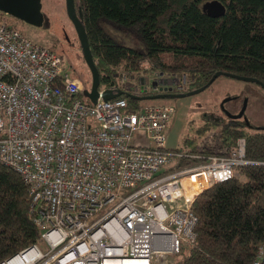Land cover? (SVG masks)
Here are the masks:
<instances>
[{"label":"built area","instance_id":"obj_1","mask_svg":"<svg viewBox=\"0 0 264 264\" xmlns=\"http://www.w3.org/2000/svg\"><path fill=\"white\" fill-rule=\"evenodd\" d=\"M127 81L123 73L117 88ZM186 82V75L152 73L131 90L162 94ZM83 91L59 53L0 22V163L30 186L45 244L2 264L28 255L25 264H165L197 238L196 199L255 163L246 140L228 155L176 167L174 157L185 154L168 148L175 106L127 111L124 98L92 103ZM263 254L264 246L254 264Z\"/></svg>","mask_w":264,"mask_h":264},{"label":"trees","instance_id":"obj_2","mask_svg":"<svg viewBox=\"0 0 264 264\" xmlns=\"http://www.w3.org/2000/svg\"><path fill=\"white\" fill-rule=\"evenodd\" d=\"M207 1L77 0L100 72V88L122 90L119 98L128 101L127 111H136L142 100L150 99L133 95L155 94H134L131 88L152 73L186 75L187 82L177 93L207 85L219 71L264 84V0H219L226 7L220 18L203 11ZM3 15L0 12V22L18 30ZM48 48L55 51L54 46ZM124 72L126 89L117 88ZM233 120L205 122L199 129L202 136L217 128L212 139L185 152L176 167L228 155L240 138L246 140L247 159L255 163L236 167L234 177L196 199L197 238L173 255V264H254L264 246V166L256 163L264 162V127L249 130ZM31 203L30 186L0 163V264L42 242Z\"/></svg>","mask_w":264,"mask_h":264},{"label":"rangeland","instance_id":"obj_3","mask_svg":"<svg viewBox=\"0 0 264 264\" xmlns=\"http://www.w3.org/2000/svg\"><path fill=\"white\" fill-rule=\"evenodd\" d=\"M42 2H44L43 13L46 19L42 27L27 24L5 13L3 16L34 42L46 47L54 46L53 43H56L57 45L54 46L55 51L65 56L60 46V44H63L68 51L65 56L68 60V62H64L65 67L69 70L70 65H72L76 69L77 74H71L79 80L82 89L91 88V73L83 59L78 34L68 16L65 0H42ZM129 42L127 41V43ZM229 101L233 103H229ZM141 103L171 104L175 106L176 114L168 123V148L181 154L201 147L212 139L217 128L213 127L211 129L213 131L208 132L205 136L200 133L199 129L206 122L202 114L208 111L217 113L219 109H222V105L225 106V103L231 105V107L240 108L246 103L245 113L241 118H238L239 122L249 130L264 127V88L257 83L228 75L219 76L211 86L197 94L181 98L142 100ZM139 141L145 145L149 144L148 138L144 135L139 137ZM133 143H136V139ZM174 160L177 163L179 157L175 156ZM39 245L41 248L45 246L44 242L39 243ZM164 262L165 264H173L175 258L168 255ZM154 264L163 263L159 259L154 261Z\"/></svg>","mask_w":264,"mask_h":264},{"label":"water","instance_id":"obj_4","mask_svg":"<svg viewBox=\"0 0 264 264\" xmlns=\"http://www.w3.org/2000/svg\"><path fill=\"white\" fill-rule=\"evenodd\" d=\"M77 2L76 0H66V10L68 13V16L72 23L74 24V27L76 29V32L78 34V39L80 43V47L82 50V55L84 57V60L86 61V64L88 65L91 75H92V85L91 89H85L83 91V95L87 97L92 103H96L100 95L106 100H112L116 99L118 97L123 96L122 90H112L107 89L103 91V93H100L99 88L101 85L100 81V72L98 70V67L94 61V57L91 51L90 42L88 38V34L86 31V27L83 21V15L82 10L79 8V11H77ZM43 4L42 0H0V12L11 15L27 24L42 27L44 25V13L42 10ZM203 11L206 12L208 15L214 18H220L225 14L226 7L223 5V3L219 0H209L203 4L202 7ZM221 75H228L234 78L242 79L245 81H250L259 84L264 88V84L257 80L256 78L251 77H245L240 76L236 74H230L226 72L219 71L213 75V77L210 79L207 85L188 91L187 93H172V89H170V93H162V94H155L151 96H136L133 95L137 99H164V98H181L192 94H197L199 92L204 91L206 88H208L210 85L214 83V81ZM223 106V105H222ZM247 104L244 103L240 113L238 114H231L228 111H226L227 116L231 119H238L241 118L246 110ZM225 109V107L223 106Z\"/></svg>","mask_w":264,"mask_h":264},{"label":"flooded vegetation","instance_id":"obj_5","mask_svg":"<svg viewBox=\"0 0 264 264\" xmlns=\"http://www.w3.org/2000/svg\"><path fill=\"white\" fill-rule=\"evenodd\" d=\"M76 2H77V0H76ZM42 4H43V6H44V2H42ZM65 4H66V0H65ZM78 5V3L76 4V6ZM79 8H81L79 5L77 6V11H79ZM42 10H43V7H42ZM82 10V9H81ZM44 17H45V15H44ZM46 20V19H45ZM45 20H44V24H45ZM54 44V46H56L57 44L56 43H53ZM60 46H61V51L65 54V56H66V53L68 54V51H67V49L65 48V46L63 45V44H60ZM64 56V55H63ZM64 56V59L68 62V60L66 59V57ZM88 66V65H87ZM70 71H71V73H74V74H77L76 73V69H74L73 67H72V65H70ZM90 70V69H89ZM90 73H91V71H90ZM92 85V84H91ZM172 93H177V92H175V91H171ZM188 92V91H187ZM187 92H185V93H187ZM165 93H170V91L169 92H165ZM182 93V92H181ZM231 101H229V103H230ZM231 103H233V102H231ZM220 107H221V105H220ZM225 109L223 108V106H222V109H219L218 111H217V113L216 112H213L212 113V111H208L207 113H203L202 115H203V118H204V120H206V122H211V123H216V124H224V123H227L228 121H229V119H231L230 117H228L227 116V113H226V111H228L229 113H231V114H238L240 111H241V109L242 108H240V107H236V106H232L231 107V105H226V103H225ZM243 107V106H242ZM239 108H240V110H239ZM237 109V110H236ZM218 115V116H217ZM231 120H233V119H231ZM233 121H237L239 124H241L240 122H239V120L238 119H236V120H233Z\"/></svg>","mask_w":264,"mask_h":264},{"label":"bare ground","instance_id":"obj_6","mask_svg":"<svg viewBox=\"0 0 264 264\" xmlns=\"http://www.w3.org/2000/svg\"><path fill=\"white\" fill-rule=\"evenodd\" d=\"M77 6H78V5H77ZM169 150L173 151L172 149H169ZM173 152H174V151H173ZM176 153H179V152H176ZM30 259H31V258H30L29 255L26 256L25 259H22L21 257H18V258H16V259L12 260L10 264H25V263H27V260H30Z\"/></svg>","mask_w":264,"mask_h":264}]
</instances>
